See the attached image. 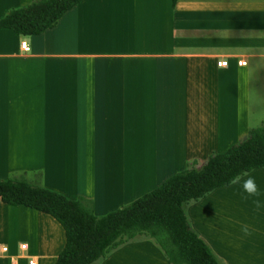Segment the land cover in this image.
Masks as SVG:
<instances>
[{"label": "crops", "instance_id": "1", "mask_svg": "<svg viewBox=\"0 0 264 264\" xmlns=\"http://www.w3.org/2000/svg\"><path fill=\"white\" fill-rule=\"evenodd\" d=\"M30 1L0 0V18ZM262 81L264 0H83L40 34L0 28V178L38 177L103 215L244 139ZM247 175L264 189V168ZM214 194L189 219L229 264L240 253L202 216ZM63 245L52 217L0 202V264H52ZM96 264L169 263L137 237Z\"/></svg>", "mask_w": 264, "mask_h": 264}, {"label": "trees", "instance_id": "2", "mask_svg": "<svg viewBox=\"0 0 264 264\" xmlns=\"http://www.w3.org/2000/svg\"><path fill=\"white\" fill-rule=\"evenodd\" d=\"M82 1L31 0L8 10L0 18V28L19 36L37 35ZM257 168H264V122L224 151L190 159L155 188L100 216L92 200L33 185L23 176L0 178V202L37 210L61 226L64 245L52 264H96L137 237L151 239L169 264H221L193 229L184 205L229 186L237 173Z\"/></svg>", "mask_w": 264, "mask_h": 264}, {"label": "rangeland", "instance_id": "3", "mask_svg": "<svg viewBox=\"0 0 264 264\" xmlns=\"http://www.w3.org/2000/svg\"><path fill=\"white\" fill-rule=\"evenodd\" d=\"M257 81H251L252 83H255ZM263 85L264 90V81L259 82ZM260 89L257 88L256 92L257 95L255 97H251V99L254 98V106L257 108L259 105V101L262 100V95L259 93ZM261 109L258 108V111ZM251 118L253 119L254 126L260 125L262 122H264V111H261L259 113H252ZM253 126V127H254ZM206 157V156H205ZM194 158V157H193ZM204 158V157H203ZM202 159V158H197ZM36 173V172H35ZM34 173V174H35ZM247 175V174H245ZM37 177V176H36ZM27 181H29L26 177H23ZM239 180V178L237 179ZM33 185H40V181L37 177V180L29 181ZM232 187L226 188V189H219V191H212L213 193H216L210 197V199L205 201L204 207L208 208V211L202 212V216L205 219V222L207 224H213L216 225V221L220 220V223L218 225V228L216 230V234L218 235V232L220 228H223L224 226V233L229 237L228 241L230 244V249L236 253H240L239 255L241 257H237L236 254H233L228 258L229 264H264V242L261 240L262 234L260 232H264V207L260 206V208L257 210L255 207L254 201L259 200L258 198L262 197L260 202V205L264 204V189L262 191L259 190L258 187V195L257 196H247V193H245L240 186V184L232 183L230 184ZM229 185V186H230ZM224 188V187H220ZM218 189V188H217ZM211 192V193H212ZM209 193L199 201H190L184 205V209L186 212V215L189 218H193V212H195V208L199 207L200 202L211 195ZM64 194V193H63ZM192 212V214H190ZM200 212V213H201ZM191 220V219H189ZM244 222L246 223V227L249 229L250 234L246 235L243 231V229L239 228V225L236 223ZM238 226V227H237ZM244 226V227H245ZM237 227V228H236ZM223 232V231H222ZM243 237L247 244H252L251 239L255 242L254 248L250 249L246 246H243L241 249L236 248L237 238ZM260 237V238H259ZM254 238H257L256 241ZM211 248V247H210ZM221 264L223 263L222 260H220Z\"/></svg>", "mask_w": 264, "mask_h": 264}, {"label": "clouds", "instance_id": "4", "mask_svg": "<svg viewBox=\"0 0 264 264\" xmlns=\"http://www.w3.org/2000/svg\"><path fill=\"white\" fill-rule=\"evenodd\" d=\"M239 178V180H237ZM239 183L242 187L243 191L247 193V196H257L258 195V187L255 183V180L250 175H245L243 172L237 173L233 176L229 183ZM255 207L257 210L260 208L259 200L254 201ZM246 235L250 234L249 229L245 226L243 229Z\"/></svg>", "mask_w": 264, "mask_h": 264}, {"label": "built area", "instance_id": "5", "mask_svg": "<svg viewBox=\"0 0 264 264\" xmlns=\"http://www.w3.org/2000/svg\"><path fill=\"white\" fill-rule=\"evenodd\" d=\"M21 49H23L24 51H28L29 50V47L28 46H26V42H23L22 44H21ZM240 64L242 63V62H239ZM223 64L225 65V62H223ZM25 246H21V248L23 249Z\"/></svg>", "mask_w": 264, "mask_h": 264}]
</instances>
